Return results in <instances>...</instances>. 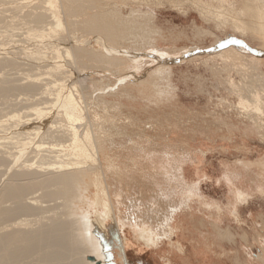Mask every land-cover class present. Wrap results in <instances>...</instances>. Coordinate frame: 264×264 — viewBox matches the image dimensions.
Wrapping results in <instances>:
<instances>
[{
    "label": "rangeland",
    "instance_id": "374dc122",
    "mask_svg": "<svg viewBox=\"0 0 264 264\" xmlns=\"http://www.w3.org/2000/svg\"><path fill=\"white\" fill-rule=\"evenodd\" d=\"M149 1L138 5L154 13L147 22L162 34L158 48L177 54L168 62V77L155 79L158 91L129 80L161 67V56L149 48L139 50L136 67L121 71L129 78L124 83L114 73L97 71L81 84L89 96L85 125L105 127L109 134L96 162H84L96 169L76 210L91 217L109 214L97 220V230L112 264H264V132L235 107L220 61L202 63L232 30L203 19L195 2L225 7L213 0ZM228 1L238 6L246 0ZM198 28L213 34H198ZM233 37L248 55L261 51L264 58V47ZM260 68L264 72V61ZM231 78L240 80L234 72ZM118 87L129 91L116 96ZM125 141L132 145L123 146ZM37 263L34 255L17 262Z\"/></svg>",
    "mask_w": 264,
    "mask_h": 264
},
{
    "label": "bare ground",
    "instance_id": "6f19581e",
    "mask_svg": "<svg viewBox=\"0 0 264 264\" xmlns=\"http://www.w3.org/2000/svg\"><path fill=\"white\" fill-rule=\"evenodd\" d=\"M213 1L225 8L196 1V10L215 27L229 26L232 33L224 36L228 41L220 42L219 49L211 48L202 63L220 61L228 91L237 98L235 107L262 133L263 52L248 55V48L233 36L264 47V0L238 6L234 1ZM147 2L0 0V264H17L31 255L37 264H111L97 230V220L103 222L109 214L98 211L91 217L76 210L86 200L96 169L84 162H96L101 140L109 134L105 127L90 130L85 125L89 96L81 84L94 79L97 71L114 73L115 80L124 83L129 78H122L121 71L135 66L139 50L149 48L162 57L161 67L149 70L147 78L145 73L129 80L150 83L158 91L154 81L168 77V62L177 51L158 48L162 34L147 22L154 13L138 5H152ZM170 2L175 5L177 0ZM123 7H128L126 14ZM196 32L212 33L201 28ZM93 41L95 48L90 46ZM233 72L240 80L231 78ZM128 91L118 87L113 94Z\"/></svg>",
    "mask_w": 264,
    "mask_h": 264
},
{
    "label": "water",
    "instance_id": "95a60500",
    "mask_svg": "<svg viewBox=\"0 0 264 264\" xmlns=\"http://www.w3.org/2000/svg\"><path fill=\"white\" fill-rule=\"evenodd\" d=\"M112 264V263H111Z\"/></svg>",
    "mask_w": 264,
    "mask_h": 264
}]
</instances>
